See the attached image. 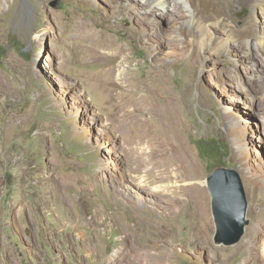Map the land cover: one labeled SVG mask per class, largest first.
<instances>
[{
    "label": "rangeland",
    "instance_id": "1",
    "mask_svg": "<svg viewBox=\"0 0 264 264\" xmlns=\"http://www.w3.org/2000/svg\"><path fill=\"white\" fill-rule=\"evenodd\" d=\"M152 1L0 0V264H264V12ZM182 154L187 190L148 194ZM216 165L248 201L233 246Z\"/></svg>",
    "mask_w": 264,
    "mask_h": 264
},
{
    "label": "water",
    "instance_id": "2",
    "mask_svg": "<svg viewBox=\"0 0 264 264\" xmlns=\"http://www.w3.org/2000/svg\"><path fill=\"white\" fill-rule=\"evenodd\" d=\"M214 224L213 243L233 246L244 236L249 224L248 201L239 169L216 165L206 176Z\"/></svg>",
    "mask_w": 264,
    "mask_h": 264
},
{
    "label": "bare ground",
    "instance_id": "3",
    "mask_svg": "<svg viewBox=\"0 0 264 264\" xmlns=\"http://www.w3.org/2000/svg\"><path fill=\"white\" fill-rule=\"evenodd\" d=\"M183 2H187L189 0H182ZM165 1L164 0H153L151 4H154V5H157V6H160L162 8H165ZM188 4V3H187ZM190 5V4H189ZM251 5L253 7H259L262 12H264V0H253L251 2ZM188 11V15H190L189 17V21H193L192 19V12L189 11V10H186V13ZM194 15V14H193ZM258 14L256 13V16ZM258 17V16H257ZM263 17V16H262ZM228 30V29H227ZM242 31V30H241ZM250 31V28H247L246 29V32ZM263 31V30H262ZM233 35V34H232ZM253 35V34H252ZM231 37V36H230ZM229 37V38H230ZM254 40L255 42H259V44H262V40H264V32H259V33H254ZM223 39V38H222ZM232 39V38H231ZM223 43H225L226 41L223 39L222 40ZM229 42V41H227ZM221 43V42H220ZM222 43V44H223ZM264 43V42H263ZM249 45V44H248ZM264 47V46H263ZM264 59V58H263ZM147 147V146H146ZM146 147L144 148L143 146L140 147V151L139 153L140 154H145V159H147V162H149L151 160V158H153L154 156H162V154H159V153H156L155 152V149L154 148H149V150L146 149ZM148 148V147H147ZM185 155H177V159L180 161H182L181 165L179 166H172L170 167L168 170H157V173H158V176L155 180L154 183H149V182H146V184H143V187L147 190V193L148 194H154L156 196H159V197H166V196H170V197H178L179 195L177 194L178 191L180 190H187V187H188V177H189V174L187 171H185L184 173H175L176 170H178L179 168H182L184 163L185 165H189L188 162H186L184 160L185 157H183ZM191 164V163H190ZM184 165V166H185ZM173 179H176V182L174 183V181L172 180ZM178 178H183V180H186L187 182L186 183H182V182H179L177 181ZM182 180V181H183ZM191 180V179H190ZM141 181V180H140ZM199 182V181H198ZM191 184V182H189ZM135 195H137V197H139V193L135 192L134 193ZM191 196H194V205L197 206L198 203H200V200L199 198H196L195 195L191 194ZM180 197V196H179ZM178 197V198H179ZM140 198V197H139ZM183 200V199H182ZM181 200V201H182ZM185 203V202H183ZM196 214H198L199 217H202L203 216V212H199L198 210H196ZM195 214V215H196ZM161 233H163V231H160Z\"/></svg>",
    "mask_w": 264,
    "mask_h": 264
},
{
    "label": "trees",
    "instance_id": "4",
    "mask_svg": "<svg viewBox=\"0 0 264 264\" xmlns=\"http://www.w3.org/2000/svg\"><path fill=\"white\" fill-rule=\"evenodd\" d=\"M221 150V149H220Z\"/></svg>",
    "mask_w": 264,
    "mask_h": 264
}]
</instances>
